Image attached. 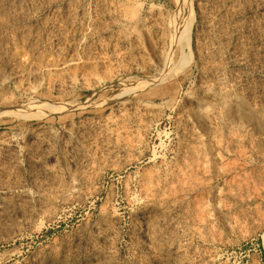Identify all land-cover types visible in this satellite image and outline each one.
I'll return each mask as SVG.
<instances>
[{
	"label": "rangeland",
	"instance_id": "1",
	"mask_svg": "<svg viewBox=\"0 0 264 264\" xmlns=\"http://www.w3.org/2000/svg\"><path fill=\"white\" fill-rule=\"evenodd\" d=\"M11 1L0 0V264H93V248L98 264H264V102L253 119L217 111L218 127L188 112L202 77L200 13L217 15L220 2L185 0L175 27L177 0ZM234 38L222 51L227 77L240 71L264 87V63L236 65ZM183 51L191 60L176 73ZM32 102L68 106L43 119L2 112ZM145 102L155 109H130ZM191 129L210 169L173 195ZM244 173L255 194L237 204L226 189ZM177 217L184 233L167 224Z\"/></svg>",
	"mask_w": 264,
	"mask_h": 264
},
{
	"label": "bare ground",
	"instance_id": "2",
	"mask_svg": "<svg viewBox=\"0 0 264 264\" xmlns=\"http://www.w3.org/2000/svg\"><path fill=\"white\" fill-rule=\"evenodd\" d=\"M216 1L218 3L220 2L219 3L220 7H219V5H218V7L221 8L217 11V13H218V14L216 13L217 15H215L213 12H209L210 9H209V11L206 10L205 12L200 13L201 14L200 16L202 19H200V18L199 19L204 20L205 24L204 23L203 24L206 27L205 30H207L205 37L200 36V37H203L201 40L202 45L200 44L201 47L199 46L200 48L196 52L197 62H198L200 69L202 70L201 71L202 77H201L199 84L197 86V89H196L197 95H196L195 99L190 102L191 107L189 106L190 110L188 111L191 116H193L201 125H203L205 127L209 126V125L214 126V124L217 122V118L219 120V117H217V115L220 116V114L217 111L221 112V110L226 111L229 115H231L234 118L236 117V115L238 116V115L242 114L241 116L243 119H253V117H254L253 113H255V111L253 110L254 105L257 104L258 102L259 103L264 102V87L260 86V88L255 89V87L252 85L253 84L251 81L252 79H250L249 76H247L244 73H241L240 71H237V72L234 71L231 73L230 77H227V75H226V73L228 71L227 64H229V63H226V59H224L222 56L223 55L222 54L223 49L230 48V40L233 36V37H235L234 39L236 40V38H237L239 40V43H240L239 44L237 42L238 43L237 46L235 45L237 48V50L234 54L236 56V65L243 66V65H249L250 64V66L255 67L256 65L258 66V63H260V65H262L264 63V0H247L250 5H249V8L245 11L241 10L239 3L235 2L236 0L235 1L216 0ZM11 2L16 4L17 2H20V0H12ZM135 3H137V2H135ZM177 3H178V14L173 19V22H172L173 26H175V20L177 18H180L184 14V7L187 6V2L185 0H177ZM185 28H187V27H185ZM184 30L187 31L188 28L184 29ZM137 33H136V35H138ZM175 34H176V38H178V39H179V36L183 35V34L180 35L178 30L175 31ZM186 34H187V32H186ZM175 41L177 42L178 40H175ZM176 42H175V44H176ZM189 45H190V43H189ZM231 50L233 51V49H231ZM183 52L184 53L181 55V58H180L178 64H176V66H175L174 72H176V73L185 71L188 63H190L189 61L191 59H190L189 52H185V51H183ZM257 66H256V69H257ZM159 80H160V78H159ZM204 98H209V100H210L209 107L204 106V104H203ZM205 102H207V101H205ZM127 103H129V102H127ZM32 105H34V107H35L32 110L22 108V109H11L10 111H2V112L9 114L10 116L22 118V119H43V118L47 117L49 114H52L55 112H62L64 110H66V108L68 106V105L65 106V104L61 105V104H49V103H41V102H32ZM123 105H124V103H123ZM152 108H154V106L150 105V103H147V102L143 103L142 105L137 104L135 106V104H134V106H130V109H132L135 112H139V113H144V112L148 113L150 110H152ZM216 113H218V114H216ZM134 114H136V113H134ZM221 114H222V112H221ZM177 119H178V121L180 120L182 122L184 120V114H180ZM224 129L226 130L228 140H230L231 142H235L236 138H235L234 132L236 130L233 132V129H235V128H234V126L232 127L231 122L226 123V126ZM217 130H219V129H217ZM217 132H218V134L219 133L225 134V132H223L222 129L217 131ZM183 136L187 140V144L182 146V148H181V157L180 158H182L181 160H182L183 166L180 168L177 166L178 168L176 170L174 169V174H171V175H174L172 177H174L175 184L174 183L173 184L175 186L172 187L170 185L171 186L170 190H168L169 191L168 193H171L173 195H175V193H177V192L183 193V191H186V190L188 191V189H190L191 186L193 187L194 183L199 182L198 180L196 181L197 176L205 175L208 172V170L210 169L209 168L207 170V166H210V165H208L209 160H208L207 156H205L204 154L201 155L198 152V148L200 146H204L203 145L204 142L202 140V137L197 132H195V130H192V129L184 132ZM0 147H1V145H0ZM12 147H13L12 144H8L6 149L8 148L9 150L10 149L12 150ZM199 149H202V148H199ZM236 165L237 164L233 163V164H231V166H228L227 168H225L224 169L225 173H229L230 171L234 170ZM88 170H90V169H88ZM199 178H201V177L199 176L198 179ZM82 181H84V180H82ZM200 183H202L201 180H200ZM251 187H253V186L251 185V183L249 181V177H247V175H246V176H242V177H239L236 179V184H235L234 188H236L237 191H235L236 189L234 191H232L234 189L233 188L231 191L228 192V190L226 189V191H227L226 193H228L229 196L231 195L232 199L234 201H236L238 204V202L248 201L251 198V196H253L255 194V193L251 192V189H250ZM254 188H253V190H254ZM154 191L155 190H153V189L147 188V191L144 192L146 194V197L144 196L143 198H149L150 199V197L153 196V193H155ZM164 193H165V191H164ZM166 193H165V195H166ZM171 194H170V196H171ZM163 197H165V196H163ZM166 198L168 199V197H166ZM158 204H160V203H158ZM172 207H171V209H172ZM165 208H162V209L164 210ZM199 208H198V210H200V212H199L200 213V220L202 222H208V220H209L208 211L202 209L203 207L200 209ZM226 208H227V206H226ZM174 211H175V208H174ZM176 212H177V210H176ZM259 213H260V211H259ZM172 215L176 216V214H172ZM257 215H259V214L257 213ZM255 217H257V216H255ZM180 218H182V217H180ZM153 219H151V221ZM25 220H27L26 217H25ZM166 220L168 221V219H166ZM28 221H27V223H28ZM148 221L149 220H147V222ZM29 223H30V221H29ZM180 223H181V220L178 219V217L173 219V220L169 219V222H167V224L170 228L176 229V227L178 226L180 228H178V227L177 228L182 233H184L185 227L184 226L182 227V225L179 226ZM179 230H177V232ZM210 231H211V229H210ZM108 242H110V241L108 240ZM110 245H112V244H110ZM181 248L183 249L184 246H182ZM181 248H180V250H181ZM97 253L98 252L95 248H93L91 250V256H92V263L93 264H98L99 259L96 256V255H98ZM108 253H112V251L108 250ZM89 255H90V253H89ZM201 257H202L201 253L196 254L197 259L200 260ZM107 262H109V261H107ZM103 263H105V262H103ZM50 264H53V263L51 262ZM109 264H110V262H109Z\"/></svg>",
	"mask_w": 264,
	"mask_h": 264
}]
</instances>
